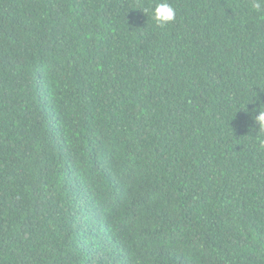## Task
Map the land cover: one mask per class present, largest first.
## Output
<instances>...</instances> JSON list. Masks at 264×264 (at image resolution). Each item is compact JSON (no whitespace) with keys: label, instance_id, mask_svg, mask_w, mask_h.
I'll list each match as a JSON object with an SVG mask.
<instances>
[{"label":"trees","instance_id":"1","mask_svg":"<svg viewBox=\"0 0 264 264\" xmlns=\"http://www.w3.org/2000/svg\"><path fill=\"white\" fill-rule=\"evenodd\" d=\"M0 0V264H264L253 0Z\"/></svg>","mask_w":264,"mask_h":264},{"label":"clouds","instance_id":"2","mask_svg":"<svg viewBox=\"0 0 264 264\" xmlns=\"http://www.w3.org/2000/svg\"><path fill=\"white\" fill-rule=\"evenodd\" d=\"M251 8L257 13L264 12V0H253ZM147 16H151V19L159 27H165L173 23L177 16V10L170 3V0H154L153 4L149 8H140ZM264 104V103H262ZM261 105V104H260ZM259 105V114L253 115L252 119L258 124V135L264 136V107ZM264 146V142H262Z\"/></svg>","mask_w":264,"mask_h":264}]
</instances>
